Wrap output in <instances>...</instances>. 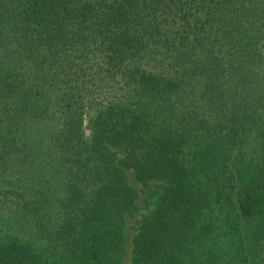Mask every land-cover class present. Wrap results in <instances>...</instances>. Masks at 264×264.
Masks as SVG:
<instances>
[{
    "label": "trees",
    "instance_id": "1",
    "mask_svg": "<svg viewBox=\"0 0 264 264\" xmlns=\"http://www.w3.org/2000/svg\"><path fill=\"white\" fill-rule=\"evenodd\" d=\"M132 174L133 264H264V0H0V264H125Z\"/></svg>",
    "mask_w": 264,
    "mask_h": 264
},
{
    "label": "rangeland",
    "instance_id": "2",
    "mask_svg": "<svg viewBox=\"0 0 264 264\" xmlns=\"http://www.w3.org/2000/svg\"><path fill=\"white\" fill-rule=\"evenodd\" d=\"M132 183L140 189L141 191V202L139 208L134 212L132 216L128 217V225L129 228L127 230V242H126V258L125 264H133V238L136 234V229L138 226L139 220L145 215L152 206V199L154 195H150L151 191L153 193L156 191V187L151 188L148 186H144L137 179H135L134 175L131 176ZM152 193V194H153Z\"/></svg>",
    "mask_w": 264,
    "mask_h": 264
}]
</instances>
